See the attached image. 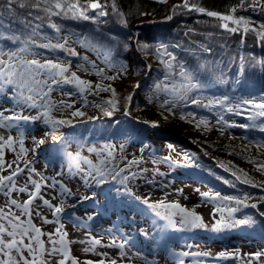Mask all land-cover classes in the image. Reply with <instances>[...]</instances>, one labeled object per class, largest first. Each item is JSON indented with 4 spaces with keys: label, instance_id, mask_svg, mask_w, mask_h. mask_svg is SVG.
Wrapping results in <instances>:
<instances>
[{
    "label": "trees",
    "instance_id": "obj_1",
    "mask_svg": "<svg viewBox=\"0 0 264 264\" xmlns=\"http://www.w3.org/2000/svg\"><path fill=\"white\" fill-rule=\"evenodd\" d=\"M89 2L90 0H80V4L86 8V15L90 17L85 20L74 19L71 15L64 16L63 14L49 16L42 10L37 11L31 8L32 0H25L26 6L23 8L15 4L14 13L9 14L4 8L6 0H0V36L9 37L15 34L20 36L21 40L31 36L36 44L62 43L66 45L63 50L42 49L30 43L29 51L20 54L26 60L38 59L43 63L46 59H51L63 62L64 65L72 64L78 67V65L82 66L83 61L88 63L83 58L89 59L86 54L89 53L105 66H109L110 62L117 68L121 64L124 66L123 69L130 67L134 75L132 78L135 79L137 75L142 74L144 75L143 80L139 83L132 81L121 84L113 81L108 86L115 90V97L111 91L102 90H99L101 93L99 95L91 91L89 92L91 94L87 91L81 95L77 89H73L72 84L56 85L51 84L49 80L47 89L44 90L48 95L37 94L39 96L35 98V107L16 103L14 85H4L1 95L8 97L9 101L17 106L16 108L28 109L26 112L30 111L32 114L26 115L27 117L44 115L45 112L54 110L59 104L80 103L82 105L83 109L79 111L84 115L73 116L74 111H70L71 114L57 119L70 121V123L58 125L55 129L57 136L62 138L55 140L52 150L60 156L63 155L61 151L63 142L67 141L70 145V137L76 135H80V140L87 142L101 140L108 144L112 141L125 145L132 140L138 145L145 143L146 150L151 153H156L153 150L156 148L152 140L153 136V139L159 138L165 141L166 145H177L181 149V157L156 156L168 166H178L180 170L183 169L180 173L178 168H174V174L179 173V177H182L180 174L191 175L192 178L207 184L213 192L217 191L222 196H235L239 199L248 197L247 204L257 205L256 208L240 206L239 210L233 214L232 219L245 220L247 223L237 224L235 227L225 229V231L222 229L219 232L211 231L212 226L206 229H194V231L189 229L187 234L192 233L194 237L203 241L206 240L205 237H212L211 233L214 236L218 234L217 237L233 233L235 236L244 235L251 241L260 240L264 244V216L260 215L264 212V170H258L259 163L264 162V157L256 155V163H251L250 161L253 160L247 157V150H249L247 146L236 144L233 139L213 137L206 130V125L201 123L206 120V116L216 117L215 112L230 116V111L227 109L233 108L243 114L245 120L242 125H254L242 127L243 139L251 144H258L264 140V130H262L264 129V117L257 116L254 120L249 119L258 110L252 105L241 103L242 100L264 102V42L257 37L255 32L232 33L224 30L221 27L222 22L216 18L190 11L184 7H176L182 4V0H166L163 3L160 0H98L102 5V10L107 13L104 16L99 15L101 9L91 11L87 7ZM189 4L221 14H230V9L236 8L234 15L237 18L244 16L250 19L252 27L259 29V25L264 23V11L259 8L253 14L247 13L246 10L250 7L248 0H245L244 7L240 6V0H189ZM37 17L40 18L37 19ZM22 20L27 21V27L20 23ZM53 25L60 30L57 31ZM144 42L149 43V49L139 47V44ZM161 44L176 57L172 69H169L163 62L168 57L156 51ZM177 44L180 47H174ZM68 46H74L71 51L77 55H70ZM20 47H23V44L19 42L7 38L0 39V50L4 53L15 51ZM205 49H208L207 53L204 52ZM0 58L8 60L7 55ZM180 65H183L189 73L194 74L196 80L192 82L196 83L198 80L200 85L189 89L185 99H180L179 94L171 91L173 85L179 87L188 83L181 75ZM161 82H163L162 86L157 89L156 85ZM137 84L139 87L135 91ZM163 85H167V88ZM49 86L51 91H49ZM55 86L59 89L57 90ZM69 92L72 93L71 96L67 94ZM61 93L65 99L55 100L57 98L55 94ZM129 96L131 100L127 99ZM224 97L228 99L222 105L215 103L216 100H223ZM192 99H199L202 103L193 104ZM108 101L116 102L114 111L109 107ZM165 101L171 102L170 106L173 107L171 110L176 115L171 120L166 118L170 107L165 104ZM173 101H175L174 104ZM237 104H240L238 109ZM32 109H35L34 112ZM102 109L112 111V115H105ZM181 116L184 118L181 119ZM44 120L40 118L36 121H29L46 125ZM171 124L181 127L180 134L183 137L174 135L164 128ZM48 127L47 129L52 131L51 125ZM41 131L45 133L47 130L41 128ZM142 135H144L143 138H139ZM191 136L199 137V142L205 149L199 151L192 144ZM62 162L64 161L60 163ZM111 180L118 182L116 178H111ZM244 180L249 182L244 183ZM107 187L99 188L94 196L96 198L100 195L102 202L98 208L104 213L109 214L112 208L118 211L120 208L127 210L130 206H127L124 201H128L129 205L133 204L131 207L137 215L139 214L142 223L149 221L150 218L146 214L151 212L146 206L132 202L129 195V198L123 196L128 194V189L124 184L112 186L113 191L109 195L108 193L101 195L108 191ZM211 203L215 205L214 202L211 201ZM229 206L235 207L234 204ZM240 213L244 216H239ZM218 217L220 220V213ZM248 217L249 219H244ZM162 223L161 226H157L152 237L163 239L167 230L174 231L175 235L183 234L185 231L179 230V225L177 228H172L166 221L162 220ZM140 239L141 237L135 238L137 242ZM179 244L184 245L183 240L179 239ZM147 245H153V243L147 242ZM174 247L173 252L177 253L180 247L176 245ZM187 253L191 261L187 259L185 264H209L208 259L213 264H228L213 255H192L193 253H205L204 251L194 250L187 251Z\"/></svg>",
    "mask_w": 264,
    "mask_h": 264
},
{
    "label": "rangeland",
    "instance_id": "obj_2",
    "mask_svg": "<svg viewBox=\"0 0 264 264\" xmlns=\"http://www.w3.org/2000/svg\"><path fill=\"white\" fill-rule=\"evenodd\" d=\"M253 1L255 2V0H251V2ZM256 9L258 10V7ZM247 13L253 14L254 12ZM232 26L230 24V27ZM250 27L252 26L250 25ZM68 47L70 50L74 48V46ZM204 52L207 53L205 50ZM86 54L89 57L86 60L88 63L83 61L81 67L72 64L65 65L68 67L65 75L70 77L72 73H76L81 79L91 82L93 89L91 93L101 94L99 93V89L95 87L97 84L102 88L108 86L113 81H118L119 84L132 81L139 83L144 78V75L140 74L133 79L134 75L130 67L119 70L118 74L119 68L105 66L95 56L89 53ZM93 63L96 66L95 68L92 67ZM99 69H103L105 75L116 76L117 78L114 80L102 79L95 74ZM37 79L46 80L48 77L46 75L42 77L38 76ZM72 86L76 90L73 84ZM55 88L59 89L56 86ZM45 89H47V85L39 86V91L44 92ZM134 89L137 91L138 88L135 87ZM24 92L26 95L31 94L36 96L35 98L39 96L37 93H28L27 89ZM1 94L2 92H0V111L4 112V116H26L32 114L30 111L26 112L28 109L16 108L17 106L11 103L8 97H3ZM55 96L57 97L55 100L59 98L65 99L62 93L55 94ZM253 101L258 103V100ZM168 102L167 105L171 109V102ZM79 109H83L80 103L72 104V107L68 108L65 105L59 104L54 110H48V117L44 115L39 117L57 120L59 117L71 114L70 111L73 112ZM34 110L32 109L33 112ZM237 111L234 109V111L229 112L230 116L215 112L216 117L206 116L205 123L203 124L206 125V130L211 136L233 139L236 144L247 146L249 148L247 150V157L251 160L255 161L256 155L264 157V146H262L264 145V140L258 144H251L243 139L244 133L242 132V127L239 125L244 123L245 118L240 111ZM175 116L173 110H170L166 118L167 120H171ZM221 117H223L222 121H220ZM10 123L17 126L11 129L0 127V136L7 138L11 135L13 137L11 147L7 145L0 147V153L3 154V167H0V177L10 175L17 167L23 169V171L14 177L16 191H11L7 186L0 190V208H4L6 212L11 211V213L21 216V219L26 221L28 216L23 214L21 209L12 205L10 201L15 199L18 203L23 204L29 200V192H36L30 180L39 183L41 185L40 190L30 205L31 220L36 227H39L45 233L41 237L45 248L51 249L52 247L49 242L48 233H52V239L57 242L63 238L68 249V254L64 257L60 253H57L56 259H64L65 264H73V261H76V264H87L89 261L92 264H100V261H103V264H112V261H115L116 264H180L181 260L186 261L188 257L180 256L179 254L194 250L208 252L215 258H221L218 257V253L222 251L234 253V255L221 258L228 264H248V261H251L252 264H264V255L260 256L258 260L254 256L248 255L257 251L264 252V244L260 240L251 241V239L245 238L244 235L235 236L233 233L220 237L216 236L218 234L214 236L211 233L212 237H205L206 240L201 241L196 236L194 237L192 233L187 234V230L183 234H178L181 237L175 235L174 231L167 230L165 231V237L159 239L152 236L157 226H161L162 219L155 216L154 213L146 214L150 219L147 223H142L139 214L137 215L131 207L133 204L130 203L131 205H129L128 201H124L127 206H130L127 210L120 208L117 211L115 208H112L109 210L111 211L109 212L110 214L102 213V210L98 208L102 199L99 198L100 195L94 198L97 190L102 186H108V191L103 192L101 195L104 196L106 193L109 195L113 191L112 186L121 184L120 180L127 176L128 179L124 185L128 189V194L123 196L127 198L130 196L132 202L140 203L134 199V196L148 197L151 202L160 200L178 202L189 211H194L196 214L202 216L203 222L207 227H211L219 220V212H216L215 217H213L215 205L211 201L204 200L199 192L213 191L207 184L192 178L191 175L180 174L182 177H179V173L174 174L173 170L178 168L177 170L181 173L183 169L180 170L178 166H168L156 157L158 155L163 158L181 157V149L177 145L171 144L173 147L169 148L165 141H161L159 138L153 139V136L152 140L156 146L153 150L156 153H151L146 150L145 143L138 145L135 141L131 140L129 144L125 143L123 148H121L119 143L116 144L111 141L108 144L101 140L87 142L80 140V135H76L70 137V145L67 141L63 142V149L61 150L63 155L60 156L56 151L52 150L55 140L52 139L51 134L45 135L52 132L50 129H47L50 124L40 125L39 123H33L32 121L25 122L23 120L11 121ZM41 128L47 131L42 133ZM164 128L174 135L183 137L180 134L181 127L177 124H171ZM21 131L24 133L23 148L26 150L24 152H21ZM55 134H58L57 131ZM143 136L139 138H143ZM33 137L36 140L43 139L44 143L37 146L33 141ZM190 138L192 144L199 151L205 149L203 144L199 142V137L191 136ZM0 144H3V142L0 141ZM105 145H110L111 147L105 148ZM90 149H94V151H90ZM109 152L112 153L111 156L108 155ZM61 161H66V163L62 162L61 164ZM86 161H91V164ZM102 161L103 163H101ZM132 161L134 162L129 163ZM96 168H100L105 172L103 183L99 182L100 177L96 174ZM31 169L35 171H31ZM89 173H92V175H89ZM113 176H115L118 182H112L111 178ZM7 184L8 182L6 181L5 185ZM25 186H27L28 192L18 191L19 188ZM116 187L118 188V186ZM196 189H199V192ZM44 200H48L55 207H61L62 211L54 215L53 209L43 204ZM61 201H63V204H61ZM95 203L97 204L95 205ZM36 211L40 212L39 216L36 215ZM118 214L124 216L126 219L121 220ZM239 216L244 215L240 213ZM43 218H46L50 222L44 223ZM119 218L121 221H119V226H117L115 222ZM244 219H249V217ZM0 222L6 224V221ZM57 229L60 231L57 232ZM190 230L194 231V229ZM223 230L225 231V229ZM136 237H141L139 243H134ZM169 238L171 240L168 241ZM179 239L183 240L184 245L181 246L179 244ZM94 240H98L100 243L94 244ZM25 242L27 243V240ZM147 242H152L153 245L148 246ZM121 245H123L122 248L120 247ZM175 245L180 247L177 253L173 252ZM56 247L60 248L61 245L57 243ZM85 248H88L89 251H83ZM121 253H124V255L122 256ZM24 254L25 256L29 255L27 252ZM29 258L31 259V257ZM47 258V256L41 257L37 253V260ZM188 261H191V259H188ZM208 261L209 264H213L209 259ZM53 264H55V261H53Z\"/></svg>",
    "mask_w": 264,
    "mask_h": 264
},
{
    "label": "snow or ice",
    "instance_id": "obj_3",
    "mask_svg": "<svg viewBox=\"0 0 264 264\" xmlns=\"http://www.w3.org/2000/svg\"><path fill=\"white\" fill-rule=\"evenodd\" d=\"M160 2H166V0H160ZM249 6L253 8V10H256L258 7L261 11H264V0H255V3H252L251 0H248ZM19 4L21 8L25 7V0H6V3L4 5V8L9 12V14L14 13L15 8L14 5ZM245 0H240V6L244 7ZM31 8L37 10V11H44L49 16L52 15H64L68 16L71 15L74 19H85L88 20L90 17L86 15V8L80 4V0H32ZM88 8L91 9H101L99 12L100 16L107 15L105 11L102 10V5L98 2V0H90V2L87 5ZM115 7V5H113ZM176 7H184L189 9L190 11H196L201 14L207 15L208 17H213L221 21V27L229 32L236 33V32H242L243 34H247L250 31L255 32L257 37L264 42V23H261L259 25V29L255 27H250L252 24V21L244 16L236 17L234 13L236 12V8L230 9V14H221L217 11H206L203 7H196L189 4V0H182V4L178 5ZM121 15H123L121 13ZM40 17H37L39 19ZM21 24H24L25 27L28 26L27 21H20ZM126 23V21H125ZM230 24L233 25L230 27ZM53 27L56 28L57 31L60 29L53 25ZM11 39L14 42H19L23 44V47L18 48L15 51H9L7 53H4L3 50H0V57H3L4 55L8 56V60H4L0 58V92H3L4 85H14L16 89V96L14 97L16 103L19 105L21 103L35 107V96L34 95H26L24 90L27 89L28 93H37L43 96H47V92H40L39 86L42 85H48V81H51V84L59 85L61 83L65 84H73L75 88L78 90L79 94H83L86 91H92V85L91 82L85 81L78 77L76 73H72L71 76H66L65 73L68 71V67L64 65L63 62L59 61H53L51 59H46L43 63L38 59H31L26 60L21 57V53L29 51V44H34L36 47L42 48V49H65L66 45L62 43L52 44V43H40L36 44L35 40L29 36L28 38H25L21 40L20 36L13 34L9 37H3L0 36V39ZM139 47L141 49H149L150 45L147 42L140 43ZM174 47H180V45H174ZM163 51L161 52V50ZM157 53L167 56L168 59L166 61H163L169 69H172L173 67V61L176 60V57L171 53L167 51V48L164 45H160L156 49ZM205 51H208V49H205ZM70 55H77L74 51L69 50ZM87 60V57L84 58ZM107 61V57L105 58ZM110 67H115V65H112L109 62ZM78 67H81L78 65ZM92 67L95 68V64H92ZM123 65L121 64L118 69H123ZM181 67V75L186 78L188 83L186 85H181L179 87L173 85L171 88V91L173 93L179 94L180 99H185L187 91L192 88L199 87V81L197 80L196 83H193V80H196V77L194 74L189 73L187 70L184 69L183 65H180ZM87 70V69H85ZM96 75L100 76L102 79L107 80H114L117 77L111 76V75H105L103 69H99L95 73ZM40 75H46L48 77V80H40L37 79ZM59 78V79H58ZM161 84H157L156 88L159 89ZM165 88H167V85H163ZM96 89L102 90V91H111L113 97L116 96L115 90L111 88V86H108L106 88H101L99 84H97ZM135 87H139V84L135 85ZM181 89L183 91H181ZM51 87L49 86V91H51ZM69 96L72 95L71 92L67 93ZM128 100H131V96L127 97ZM228 97H224L223 100H216V104H223L224 101H226ZM31 102V103H29ZM109 107L114 111L116 108V102L115 101H108L107 102ZM168 101H165V104H168ZM175 101H173V104ZM191 103L200 105L202 102L199 99H192ZM210 104L212 102H209ZM242 104L245 105H252L253 108L257 109L258 111L254 112L249 119H255L257 116L264 117V102L256 103L253 100H242ZM99 106V105H97ZM209 106V105H204ZM65 107H72L70 104H66ZM240 107V104L236 105V108L238 109ZM169 111L171 109H168ZM228 111H234L233 108H228ZM104 111V114L107 116L112 115V111H109L107 109H102ZM48 112L44 113L45 117H48ZM73 116H82L84 115L83 112H80L79 110H76L72 113ZM184 117L181 116V119ZM40 119V117H27L23 115H14V116H4V112L0 111V127L5 129H11L12 127H16L17 125H13L10 123L11 121H20L23 120L25 122H28L29 120L36 121ZM223 120V117L220 118V121ZM45 124H50L52 128L51 133H46L45 135L51 134L53 140H60L61 137H58L55 134V129L58 125H63L70 123V121L66 120H52L51 118L44 120ZM201 123H205L204 121H201ZM155 126V125H154ZM234 126V125H229ZM240 127H249L254 125H239ZM264 130V129H262ZM23 131L20 132V144H21V152L26 151L23 148ZM0 141L3 142V144H0V147H3L4 145H7L8 147H11L13 144V137L9 135L7 138L4 136H0ZM34 143H36L37 146L44 143L43 139L36 140L35 137H33ZM264 146V145H262ZM111 147L110 145H105V148ZM169 148H172L173 146L171 144L168 145ZM121 148H123V145H121ZM90 151H94V149H90ZM109 156L112 155L111 152L108 153ZM3 154L0 153V167H3V160H2ZM187 159V157H186ZM15 162V161H14ZM13 162V163H14ZM87 163L91 164V161H86ZM129 162V163H133ZM251 163H256L255 161H250ZM103 163V161L101 162ZM11 167V165H9ZM258 170H264V162L259 163ZM23 169L17 167L15 171H13L10 175L0 177V190L5 188L6 186L10 188L11 191H16L15 186V180L14 177H16L19 173H21ZM31 171H35L34 169H31ZM96 174L98 177H100L101 183L104 182V176L105 172L102 171L100 168L95 169ZM123 171V169H121ZM89 175H92V173H89ZM119 175V173H117ZM235 175V173H233ZM113 179H115V176H113ZM128 177L125 176L123 179H121L120 183L124 184L127 181ZM237 179H240V177H237ZM8 182L7 185H5V182ZM244 183H248V180H244ZM30 183L35 187L36 192L32 193L29 192V200L25 201L23 204L18 203L17 200L12 199L10 203L14 205L16 208L21 209V212L28 216V219L22 220L21 216L15 215L11 213V211L6 212L4 208H0V221H6L5 223L0 222V264H53V261H55V264H65L64 259H56L57 253H60L62 256L66 257L68 254V249L66 247V244L61 238L59 242L52 239V233H48L49 242L52 245L51 249L45 248L44 242L41 239L45 233L42 232V230L39 227H36L31 220V209L30 205L32 204L33 198H35L36 194L39 192L41 185L37 183L34 180H30ZM19 192H28L27 186L21 187L18 189ZM65 191H67L65 189ZM119 191V190H117ZM181 191V190H178ZM197 192H199V189H196ZM7 194V193H6ZM70 194V192H69ZM200 196L206 200V201H212L215 203V210L213 212V217H215V213L219 212L221 215V219L216 221L212 225L211 231L213 232H219L222 229H230L232 227H235L237 224H244L247 223L245 220H234L232 219L233 214L239 210L240 206L244 207H251L256 208V204H247L246 201L248 197H245L244 199H239L235 196H222L219 192H199ZM134 199L136 201H139L144 206H146L147 210L154 213L155 216L159 217L160 219L167 222V224L172 228H177L179 225V230H189V229H206L207 225L203 222L202 216L196 214L194 211H189L187 208L181 206L178 202H165L164 200H160L157 202H151L148 197H140V196H134ZM43 204L49 208L53 209L54 215L59 214L62 211L61 207H55L53 206L48 200H44ZM61 204H63V201H61ZM234 204L235 207L229 206ZM224 205V207H221ZM225 212H227V216H225ZM36 215L39 216L40 212L36 211ZM261 216H264V212L260 213ZM11 217V218H10ZM44 223H49L46 218H43ZM57 232L60 230L57 229ZM147 235V233H145ZM27 240V243L25 242ZM59 243L61 245L60 248H57L56 245ZM94 244H99L100 241L94 240ZM121 248L123 245L120 246ZM83 251L87 252L89 251L88 248L83 249ZM25 252H27L29 255L25 256ZM37 253L41 256H47V259H39L37 260ZM123 256L124 253H121ZM180 256H187L189 253L184 252L180 253ZM192 255H203V256H209L211 255L208 252L205 253H193ZM234 255V253H228V252H220L218 253V257H227ZM250 256H254L257 260L260 256L264 255V252L257 251L253 254H248ZM31 257V259L29 258ZM73 264H76V261H73ZM87 264H92L91 261L87 262ZM100 264H103V261H100ZM112 264H116L115 261H112ZM180 264H183V261H180ZM248 264H252L251 261H248Z\"/></svg>",
    "mask_w": 264,
    "mask_h": 264
},
{
    "label": "built area",
    "instance_id": "obj_4",
    "mask_svg": "<svg viewBox=\"0 0 264 264\" xmlns=\"http://www.w3.org/2000/svg\"><path fill=\"white\" fill-rule=\"evenodd\" d=\"M252 3H255V2L253 1ZM256 10H257V9H256ZM256 10H253L252 7L247 8V12H250V13H252V12H256Z\"/></svg>",
    "mask_w": 264,
    "mask_h": 264
},
{
    "label": "water",
    "instance_id": "obj_5",
    "mask_svg": "<svg viewBox=\"0 0 264 264\" xmlns=\"http://www.w3.org/2000/svg\"><path fill=\"white\" fill-rule=\"evenodd\" d=\"M91 9V8H90ZM91 10H95V9H91Z\"/></svg>",
    "mask_w": 264,
    "mask_h": 264
}]
</instances>
